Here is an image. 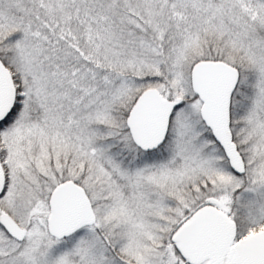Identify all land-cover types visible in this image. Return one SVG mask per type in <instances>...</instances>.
<instances>
[{"label": "snow or ice", "instance_id": "obj_1", "mask_svg": "<svg viewBox=\"0 0 264 264\" xmlns=\"http://www.w3.org/2000/svg\"><path fill=\"white\" fill-rule=\"evenodd\" d=\"M0 264H264V0H0Z\"/></svg>", "mask_w": 264, "mask_h": 264}]
</instances>
